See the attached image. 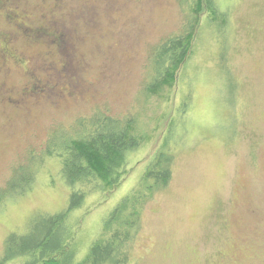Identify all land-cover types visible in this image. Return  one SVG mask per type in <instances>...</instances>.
Instances as JSON below:
<instances>
[{"label":"rangeland","instance_id":"374dc122","mask_svg":"<svg viewBox=\"0 0 264 264\" xmlns=\"http://www.w3.org/2000/svg\"><path fill=\"white\" fill-rule=\"evenodd\" d=\"M219 1L228 10L226 38L217 40L199 22L185 69L193 88L189 133L168 186L143 214L136 264H264V0ZM16 2L23 17L14 13L13 22L0 14V32L14 48L7 59L0 56V187L56 128L103 109L138 113L151 132L186 89L185 77L166 98L141 96L149 50L183 30L192 0ZM20 21L30 29L21 32ZM40 26L47 34L34 36L32 28ZM57 33L59 43L49 37ZM218 43L227 50L224 70ZM228 99L232 111L224 105ZM153 141L131 160L140 164ZM135 166L116 191L88 196L74 213L82 216L74 237L79 257L102 216L136 180L141 167ZM33 167L31 188L0 210V253L8 233L23 229L31 213L66 203L56 162Z\"/></svg>","mask_w":264,"mask_h":264},{"label":"trees","instance_id":"16d2710c","mask_svg":"<svg viewBox=\"0 0 264 264\" xmlns=\"http://www.w3.org/2000/svg\"><path fill=\"white\" fill-rule=\"evenodd\" d=\"M16 4V0H0V14L16 22L15 16L11 19L13 13L23 17ZM190 11L182 31L169 35L149 50L146 78L141 89L143 98H166V91L173 86L176 88L179 81L187 78L186 89L179 100L174 102V95L172 111L163 115L151 132L144 128L138 113L114 115L107 110L95 109L68 126L53 130L39 152H29L27 160L15 166L0 187V210L31 188L37 174L33 166L47 159L56 162L58 178L68 194L62 208L54 212L35 211L29 215L23 229L8 233L0 253V264H136L133 250L142 228L143 214L154 196L168 186L178 151L189 133L188 112L193 88L192 77H187L189 71L186 75L185 69L195 49L199 22H204L207 32L217 40L226 38L228 10L219 0H192ZM17 27L21 32L30 29L22 21ZM42 28L31 31L34 36L47 34ZM49 37L56 43L61 40L58 33ZM0 43V56L7 59L14 52L12 39L0 32ZM218 47V68L224 70L227 50ZM229 79L227 76V81ZM33 88L32 85L29 90H24L23 95L29 96ZM232 89L233 85L227 82V93L232 94ZM24 97L17 101H25ZM224 105L230 111L235 106L229 99ZM153 139L146 158L140 164L139 160L133 162L131 155ZM135 165L141 167L136 180L102 216L96 234L79 257L74 237L82 216L74 213L84 208L88 196H108L116 191Z\"/></svg>","mask_w":264,"mask_h":264},{"label":"flooded vegetation","instance_id":"af4514ba","mask_svg":"<svg viewBox=\"0 0 264 264\" xmlns=\"http://www.w3.org/2000/svg\"><path fill=\"white\" fill-rule=\"evenodd\" d=\"M13 16H15V14H14V13H13V14H12V16H11V19H12V17H13Z\"/></svg>","mask_w":264,"mask_h":264}]
</instances>
